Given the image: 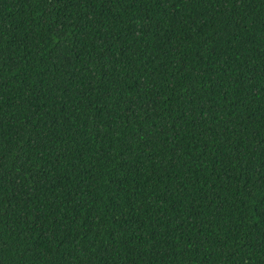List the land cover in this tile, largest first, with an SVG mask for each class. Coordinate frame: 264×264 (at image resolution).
Segmentation results:
<instances>
[{
  "label": "trees",
  "instance_id": "1",
  "mask_svg": "<svg viewBox=\"0 0 264 264\" xmlns=\"http://www.w3.org/2000/svg\"><path fill=\"white\" fill-rule=\"evenodd\" d=\"M0 264H264V0H0Z\"/></svg>",
  "mask_w": 264,
  "mask_h": 264
}]
</instances>
